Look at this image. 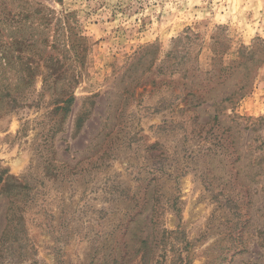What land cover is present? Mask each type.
<instances>
[{"label": "rangeland", "instance_id": "374dc122", "mask_svg": "<svg viewBox=\"0 0 264 264\" xmlns=\"http://www.w3.org/2000/svg\"><path fill=\"white\" fill-rule=\"evenodd\" d=\"M9 11L0 85L24 90L0 107V264H264V0ZM37 51L62 66L46 86L42 61L21 70Z\"/></svg>", "mask_w": 264, "mask_h": 264}, {"label": "trees", "instance_id": "16d2710c", "mask_svg": "<svg viewBox=\"0 0 264 264\" xmlns=\"http://www.w3.org/2000/svg\"><path fill=\"white\" fill-rule=\"evenodd\" d=\"M20 14L21 13H18V17L20 16ZM5 16L7 17V19H6V17L3 16V18L0 19V24H1V22H6V20H10V21L13 22V23H10L11 28L14 29L13 31L15 33L17 31L20 32V30L18 29V25H17L18 22H16L14 20V15L11 14V12L9 11V12L5 13ZM8 17H11V18L8 19ZM28 17H29V15H24V18H28ZM40 20L45 24L44 26H48L50 24V21H51L50 15H42L40 17ZM1 31H3V30L0 28V57H1L0 60H2L4 58L9 60V58L7 56L8 51H6L9 48L7 46V41H3L2 40V37L4 36V31H3V34H2ZM30 38H32V37L30 36ZM32 40L33 39H26L24 36H21L20 38L11 40V42H10V47L11 48L20 47V48H18L19 49V54L17 55L18 59H20V57H22L21 56V52L32 51L33 50L34 42H32ZM36 54L38 56L37 59H34L33 56L26 58V62L21 64L22 67H23V68H21V70H22V72L28 73L29 78H31V75L37 74V71L41 68V65L39 64V62L42 61V63H44L42 65V67L46 68L47 71H48L47 73L43 74V78H42V83H43L44 86H46L45 85L46 82H47V79H46L47 76L46 75L51 76L52 74L56 73V79L59 78L60 75H61L59 72H60L62 66L60 65V61L58 59H53V58H51L49 56L46 57L40 51H37ZM2 74H3V71L0 68V81L3 80V75ZM38 75H40V74H38ZM24 82H26L29 85L31 80L27 79V80L23 81V83ZM21 90H24V88L15 87V88L11 89L7 85L6 86L0 85V107L2 105L4 97L9 96L10 93H14V94H16V96L20 95L21 92H22ZM63 91L67 92L66 89H64ZM72 101H73V97L72 96H70V97L66 98L65 100H63L62 102L64 104V107H61V110L67 111V109L69 108V106L72 103ZM11 102L14 103V101H12V99H10L8 102H6L7 104L5 105V107H8Z\"/></svg>", "mask_w": 264, "mask_h": 264}]
</instances>
